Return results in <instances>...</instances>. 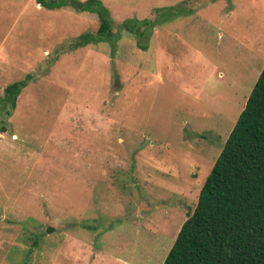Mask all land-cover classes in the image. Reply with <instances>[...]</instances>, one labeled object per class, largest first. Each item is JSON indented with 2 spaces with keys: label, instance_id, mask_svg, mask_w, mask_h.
<instances>
[{
  "label": "rangeland",
  "instance_id": "1",
  "mask_svg": "<svg viewBox=\"0 0 264 264\" xmlns=\"http://www.w3.org/2000/svg\"><path fill=\"white\" fill-rule=\"evenodd\" d=\"M85 1L0 0V264H162L264 67V0Z\"/></svg>",
  "mask_w": 264,
  "mask_h": 264
},
{
  "label": "trees",
  "instance_id": "2",
  "mask_svg": "<svg viewBox=\"0 0 264 264\" xmlns=\"http://www.w3.org/2000/svg\"><path fill=\"white\" fill-rule=\"evenodd\" d=\"M76 7L99 17L95 36L84 35L79 45L114 47L121 32L137 28L114 23L98 0ZM24 87L19 81L4 88L6 122ZM162 264H264V67Z\"/></svg>",
  "mask_w": 264,
  "mask_h": 264
}]
</instances>
